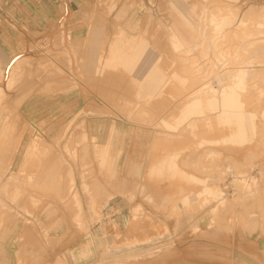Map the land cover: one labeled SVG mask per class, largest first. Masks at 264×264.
<instances>
[{"label": "rangeland", "instance_id": "obj_1", "mask_svg": "<svg viewBox=\"0 0 264 264\" xmlns=\"http://www.w3.org/2000/svg\"><path fill=\"white\" fill-rule=\"evenodd\" d=\"M216 3L221 5L215 8ZM98 5L106 9V17L98 14L97 20H107L110 27L97 35L114 37V44L122 36L158 37L160 43L150 45L159 55L156 64L153 60L162 75L159 90L152 99L142 98L145 91L138 79L115 69L116 60L105 67L96 63L98 68L90 72L79 46L67 42L65 26L35 34L25 50L27 59L16 60L22 68L14 70L18 79L12 85L18 84L0 101L1 116L16 117L12 129L0 130V150L15 149L10 169L16 172L24 145L40 137L42 152L33 157L27 174L51 169L61 181L45 193L22 182L18 187L24 190L16 199L15 188L1 187L0 233L13 226L21 244L35 250L36 260L41 249V260L53 264L87 259L92 264H264V25L256 23L257 17L244 22L243 16L250 6H263L264 0H98ZM229 5L236 7L235 13ZM212 12L217 19L232 15L215 37L209 30ZM172 27L182 34L184 30L194 43L174 50ZM88 34L93 35V28ZM100 51L101 57L109 55ZM241 63L254 65L259 73L252 72L257 75L242 99L245 110L255 113V132H249L244 143L233 144L223 141L232 128L215 121L214 103L226 85L219 81L228 71L223 69ZM205 86L215 96L201 98L204 114L191 117L195 128L188 121L177 125L189 94L201 96ZM78 93L90 102L89 108L69 113L61 98ZM29 99L37 101L32 110L23 107ZM103 116L111 122H96ZM120 118L131 123L114 122ZM143 130L153 131L154 140L143 146L142 158L132 139ZM127 159L132 166L146 163L142 180L140 166L137 180L124 171L120 174ZM156 166L161 174H150ZM173 168L183 175L171 174ZM2 188L11 190L5 193ZM205 188L211 194L203 192Z\"/></svg>", "mask_w": 264, "mask_h": 264}, {"label": "crops", "instance_id": "obj_2", "mask_svg": "<svg viewBox=\"0 0 264 264\" xmlns=\"http://www.w3.org/2000/svg\"><path fill=\"white\" fill-rule=\"evenodd\" d=\"M171 9L175 11L173 4H171ZM105 10L99 7L98 0H0V71L5 70L14 59L19 60L22 58L23 61L27 59L25 50L34 41L35 34H43L53 27L59 29L65 26L67 42L69 40L70 43L79 46L80 53L83 55L88 68H91L90 72L98 68L96 63L105 67L116 60V64L113 67L127 70L129 74L138 79L139 88L143 92L145 91L142 98L146 100L152 99L159 90L160 77L162 76L159 67V72L153 68V60H155L156 64L157 60L159 61V55L153 46L150 45L160 43L158 37L122 36L114 44V37L97 35L101 29L103 32L110 27V23L107 20H97L98 14L104 18L106 17ZM89 28H93V35L88 34ZM122 33L125 32L123 31ZM183 33L186 35L184 30ZM184 37L186 39V36ZM164 39V43L168 44V37L166 36ZM186 41L187 44L194 43V41L189 40V37H187ZM101 49L102 53L109 54L106 55L107 58L106 56H100ZM21 53L22 55H20ZM155 56L157 59H153ZM98 57L102 58L103 61L101 60V63L98 61L100 60ZM141 60H144L142 66H140ZM118 61H121L122 65H119ZM91 76L94 77V72ZM25 102L23 107H27L29 110H32L37 104L34 99H29ZM89 104L90 102H85L80 93L61 98L62 108L69 110V113H72L71 110L78 108H89ZM109 118L103 116L101 120L96 122L108 123L111 122ZM114 122L131 123L125 118H120ZM132 140H135L139 146V149H136V153L138 152V155L143 158L146 153L143 146L153 142L154 132L143 130L139 134L134 133ZM122 155L123 151L121 157ZM128 160L130 159L124 160V167L122 165L118 169L120 174L124 171L129 174L130 178L133 177V179L137 180L135 171L140 166L141 177L139 179L142 180L146 163L141 162L132 166ZM124 181L128 185V180L125 179ZM78 251L79 249L77 248L76 252ZM34 252L35 250L31 247L21 244V237L18 233H15L13 226L0 233V264H53L52 261L50 263L47 262L45 257L41 260V249L38 252V260H36ZM19 254L21 258H19ZM92 263V260L87 259L85 262L82 261L78 264Z\"/></svg>", "mask_w": 264, "mask_h": 264}, {"label": "bare ground", "instance_id": "obj_3", "mask_svg": "<svg viewBox=\"0 0 264 264\" xmlns=\"http://www.w3.org/2000/svg\"><path fill=\"white\" fill-rule=\"evenodd\" d=\"M194 3V2H193ZM192 3V5L194 6V4ZM216 5L218 6H215L216 7H219L221 4L220 3H216ZM223 6V5H222ZM231 6V5H229ZM194 7H197V6H194ZM226 7V5H225ZM228 7V6H227ZM207 8H209L207 6ZM233 9L234 10V13H235V9L236 7H230V9ZM235 8V9H234ZM214 9V8H212ZM211 9V11H212ZM219 9V8H218ZM224 9V6L223 8ZM219 10L218 12H221L222 11ZM231 9V10H232ZM195 10H198L195 8ZM229 10V11H231ZM215 11V9L213 10ZM228 11V10H227ZM226 11V12H227ZM238 11V10H236ZM197 12V11H196ZM222 15L224 12H221ZM233 13V11L231 12ZM233 13V14H234ZM226 16L225 17H222V18H219L217 19V16L215 15L214 12H212L211 14L208 15V21H209V25L212 26V29H209V30H212V35H219L222 30L221 28L223 29V25L225 24V22L228 20H230V16L232 15H229V17L227 16V14H225ZM260 15V16H259ZM244 22L247 21H251L254 19V17H257V22L259 26H261L262 24L264 25V5L261 6V7H249L247 10H245L244 14ZM219 20V21H218ZM242 24V22L240 23ZM171 29V32H172V35H173V39L175 41V43H172V46H173V49L174 50H178L179 48L181 47H190L189 44H187V41L185 39V35L182 34L179 30H177L176 28H170ZM221 30V32H219L218 30ZM224 31V30H223ZM256 33V32H255ZM261 33V32H260ZM220 37V36H219ZM225 41V40H224ZM223 43V42H222ZM221 43H219L218 45H220ZM35 46V45H34ZM208 47V46H207ZM223 47V46H222ZM193 48V45L191 46L190 48V51H193L194 49ZM221 48V47H220ZM222 49V48H221ZM74 50V49H73ZM223 50V49H222ZM229 52V51H228ZM46 54V52H44ZM237 53V52H236ZM235 53V54H236ZM232 54V53H231ZM49 55V54H48ZM25 57V56H23ZM49 59L50 56H48ZM48 57L47 60L46 58L45 61H48ZM223 59H225L224 56H222ZM21 58V57H20ZM16 60V59H15ZM14 60V62H12L10 64V66L8 67V70H7V74L6 75H1L0 73V82L2 80V76L4 78V81L3 82L4 84V87L3 89L1 88L2 86H0V101L3 99V96H5L7 92H9V89L10 91L12 90V87L13 86L12 84H14V81H17V79L15 78V72L14 70L18 71L16 68L19 67V68H22L20 67L21 65H16V61ZM56 60V59H54ZM20 63H22L23 61L22 60H18ZM228 62H232V61H228ZM56 63V62H55ZM235 63V62H234ZM240 62H236V64H238ZM24 64V63H23ZM242 65L241 66H238V67H235L233 69H231V67L227 68L225 67V69H223L224 71L225 70H228L221 79H219V81L223 84H226V85H223V87L220 89V91L217 93V101H215L214 105L218 108V114L216 115V119L215 121L219 124V125H222V126H227L229 127L230 129L232 128L229 136L225 139H223V141H225L226 143L229 142V143H237V144H242L244 143L246 140H247V137H248V133L251 132L254 134L255 132V124H254V120H253V117L255 116V113H248L246 110H245V104L244 102L242 101L243 99V94L246 92V90L248 89V85L251 83L252 81V78L253 76L256 77L257 75V71H253L254 69V65H245L244 63H241ZM240 65V64H239ZM252 68V69H251ZM22 70V69H21ZM20 72V71H19ZM252 72H257L255 74H253ZM17 73V72H16ZM222 73H224L222 71ZM219 74V73H218ZM259 74V73H258ZM261 74V72H260ZM21 76V75H20ZM16 79V80H15ZM183 79V78H182ZM186 80V79H185ZM254 81V80H253ZM256 81V79H255ZM150 82H152L150 80ZM73 83V82H72ZM18 84V83H17ZM15 84V85H17ZM69 84V83H68ZM15 85L13 87H15ZM206 88V91L204 90L203 92H200L202 93V95L200 96L198 92H191L189 94V100L188 102L183 106V110H181V120L180 122L177 123V125H181V122H184V121H188L190 122V125L189 127L192 129V127L195 128V125L191 124L192 121H191V117H193L194 115L197 116V118H199L201 115L204 114V109H203V106L200 104L201 102V98H204V99H207L208 97H211V96H215L213 93H211V89L207 88V86H205ZM15 89V88H13ZM21 90V89H20ZM254 90V89H253ZM256 90V89H255ZM19 90L17 89V92ZM258 91V90H256ZM5 92V93H4ZM21 92V91H20ZM25 93V92H24ZM261 95L264 94L263 91H261L260 93ZM7 96V95H6ZM24 97V94L22 96V99ZM214 99V98H213ZM103 100V99H102ZM123 101V100H122ZM108 102V101H107ZM125 102V101H124ZM109 103V102H108ZM110 104V103H109ZM108 105V104H107ZM109 106V105H108ZM128 107V105H126ZM103 107V106H102ZM144 109V108H143ZM140 111V110H139ZM18 112V111H17ZM141 113V112H140ZM139 114V112H138ZM144 114V113H143ZM145 115H146V112H145ZM262 115L264 116V110L262 111ZM8 115H6L5 113H3V115L1 116V103H0V123H1V127H0V130L3 128L2 131H5L7 133V128H11V124H13L15 122V119L16 117L13 116L11 119H8ZM249 118V119H247ZM190 120V121H189ZM208 120V118H207ZM214 124V121L212 122ZM25 125V124H24ZM43 125V124H42ZM13 127V126H12ZM214 127V126H213ZM21 128V127H20ZM116 129V128H115ZM22 129H20L21 131ZM64 131V130H63ZM31 135V134H30ZM16 139V137H15ZM205 141V140H204ZM202 141L200 144H208V145H212L214 144L215 142L214 141H206L204 142ZM2 143V142H1ZM40 144H42L40 142V137H36L34 138L33 140H31L30 142L26 143L23 147V152H22V156H21V161H20V165H19V169L16 171V172H13L11 169H10V165L12 164V161L16 155V151L15 149H10V150H7L6 152H2L0 150V154H2V156H4L2 159L0 158V165L3 164V166L5 167H0L2 169H0V181L1 179L3 178V176H6L5 178V181L3 182V184L0 186L1 187H8L10 186L11 189H14V197L15 199L19 196L21 190H24L23 188L20 190L19 189V185L22 183V182H27L29 185H31L32 188H38L40 189V192H46L48 187H56V182H60L61 180L59 179L57 181L58 178H56V174L53 173L55 171L52 172V170L50 169L49 173H47L46 171H42V172H39L37 173L38 171H40V168H37V174L36 175H32V174H27L29 171L28 168L31 167L28 165L31 163V161H33V157H36V155H39L42 151L40 150ZM6 150V149H5ZM179 155H181L180 153H177L175 155L176 158L179 157ZM0 155V157H2ZM116 159V158H114ZM41 161V160H40ZM39 163V161H38ZM38 163H35L34 162V165L35 167L37 166L36 164ZM46 163V162H45ZM39 164H43V162L39 163ZM33 165V164H31ZM40 166V165H39ZM38 167V166H37ZM41 168L44 167V166H40ZM34 168V167H33ZM56 168V167H55ZM53 168V169H55ZM32 169V168H31ZM43 169V168H42ZM46 169V168H45ZM32 170H35V169H32ZM44 170V169H43ZM165 170V169H164ZM163 170V171H164ZM67 171V170H66ZM35 172V171H34ZM44 172V173H43ZM46 172V173H45ZM161 174V169H160V166H156L154 168H152L150 170V174ZM170 173L171 174H175V175H183V172L180 171L179 169L177 168H173L172 170H170ZM184 176L192 179V180H196L198 181V178L194 177V176H187L184 174ZM70 179H71V176H70ZM106 180V179H105ZM26 185V184H25ZM19 186V187H18ZM22 187V186H21ZM20 187V188H21ZM120 187V186H119ZM3 189V188H2ZM9 189V190H11ZM31 189V188H30ZM33 191H36L34 190ZM4 190V189H3ZM9 190H4L5 193L9 192ZM29 190V189H28ZM32 190V189H31ZM45 190V191H44ZM206 190V191H205ZM205 190H203V192H205L207 195L211 194V189L209 188H205ZM26 191V189H25ZM24 192V191H23ZM29 192V191H28ZM27 193V192H26ZM39 192H37V195H38ZM25 194V193H24ZM1 195V194H0ZM5 195V194H4ZM31 195V193H30ZM36 195V194H34ZM43 195V194H42ZM220 195V193H219ZM45 196V195H44ZM5 197V196H4ZM24 197V195H23ZM43 197V196H42ZM220 197V196H219ZM21 200V199H20ZM19 200V201H20ZM18 201V202H19ZM23 201V200H22ZM17 202V204H18ZM228 202V201H227ZM2 202H1V199H0V206H4V205H1ZM16 205V204H15ZM25 205V204H23ZM23 205H20L23 207ZM18 206V205H17ZM19 208V207H18ZM3 212V207L0 208ZM5 209V208H4ZM24 209V208H23ZM22 209V210H23ZM5 211H8V210H5ZM9 212V211H8ZM12 212V211H11ZM94 213V212H93ZM10 214V212L8 213ZM13 212L11 213V216H12ZM15 214V213H14ZM13 214V215H14ZM10 215H8L9 217ZM12 218V217H11ZM17 218V217H16ZM21 218V217H20ZM8 220V219H7ZM9 220H10V217H9ZM255 228V227H254ZM87 246V245H86ZM5 251V249H4ZM3 252V251H2ZM6 252V251H5ZM4 254V252H3ZM86 255H83L84 259L86 258L85 257ZM5 257V256H4Z\"/></svg>", "mask_w": 264, "mask_h": 264}, {"label": "water", "instance_id": "obj_4", "mask_svg": "<svg viewBox=\"0 0 264 264\" xmlns=\"http://www.w3.org/2000/svg\"><path fill=\"white\" fill-rule=\"evenodd\" d=\"M14 62V61H13Z\"/></svg>", "mask_w": 264, "mask_h": 264}]
</instances>
